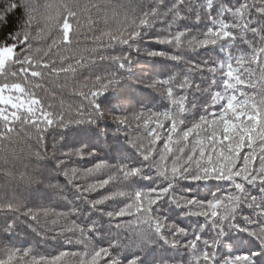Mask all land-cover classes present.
<instances>
[{"label":"snow or ice","instance_id":"snow-or-ice-1","mask_svg":"<svg viewBox=\"0 0 264 264\" xmlns=\"http://www.w3.org/2000/svg\"><path fill=\"white\" fill-rule=\"evenodd\" d=\"M85 25L92 47L73 48ZM160 60L167 79L137 75ZM133 124L147 143L121 146ZM25 159L32 172L17 176ZM0 175L76 203L34 211L0 194V264H264V0H0ZM41 216L63 220L51 239L77 250L15 247Z\"/></svg>","mask_w":264,"mask_h":264},{"label":"trees","instance_id":"trees-1","mask_svg":"<svg viewBox=\"0 0 264 264\" xmlns=\"http://www.w3.org/2000/svg\"><path fill=\"white\" fill-rule=\"evenodd\" d=\"M40 3H43V0H39ZM102 3L107 2V0H101ZM122 2V0H111V3L113 5ZM117 12L119 13L120 10L117 9ZM15 19V18H14ZM118 19H123V15H119ZM109 23L110 25L114 26V21L111 19V9H109ZM99 28H103V22H101L98 25ZM163 27V25L157 23L156 28L159 29ZM93 35L92 32L89 31L88 27L82 26L79 30V32L76 33V35L73 38V48H84V47H92V41L90 37ZM150 42L145 41L144 45L141 47L147 46ZM153 48H159V47H164L162 45H156L152 44ZM118 51V49H117ZM105 54H108L105 52ZM219 54V50L217 48V52L214 53V55ZM222 55V54H220ZM159 59V58H158ZM164 64H171L170 61H163L160 60V62L156 63L155 66L152 65H138L137 69L140 67H144L145 71L143 73H140L137 71V75H143L145 77H148L151 75L154 79H167L168 76L167 74L163 73V66ZM171 71L173 73H181V77L183 72L185 71L184 66H177L175 68H172ZM159 73V74H158ZM194 79L196 80L197 83L200 82V75L199 73H194L193 74ZM133 82H135V78H132ZM62 82V81H61ZM137 99H141L144 101L145 104H148L149 107H151L153 110L157 111H163L164 109L160 107L158 101H159V93L158 92H152L151 90H146V89H136L132 93ZM64 95L66 99H73L72 97L69 96L68 90L64 91ZM111 116L107 117L108 123H111ZM17 130H19V125H17ZM51 132V130H48ZM60 131H64L63 129H60ZM23 135V133H21ZM128 137L131 140H140L143 141L144 143H147L145 136H146V130L144 128L137 129L135 125L133 124L131 127L127 129V131H122L119 134V140L121 142V146L127 147V142L125 141V137ZM92 142H96L95 137L90 138ZM48 143L51 144L52 142V137L51 135L47 136ZM30 145H35L34 140H29L27 142ZM105 152L108 150L107 145L104 146ZM65 151H68L70 149H64ZM105 152H100L99 155L101 158H106L105 157ZM59 154V153H58ZM49 156H51V151L48 153ZM109 155H115V153H110ZM108 162L110 164L117 163L116 160L109 159ZM24 164H28V168L25 169ZM94 162L91 161L90 159H85V160H79L78 157L73 156L71 158V163L70 167L75 168L78 170H83L86 168H91L93 167ZM35 165V161L32 160L29 162L28 159H25L21 164H19L16 169L14 170L17 174L19 175L20 172L28 171L29 173L32 172L33 166ZM55 175V173H54ZM93 178H89L86 181H81V183H88L92 182ZM48 183V181H45V185ZM51 183H59L60 185L65 184L64 177L62 175L58 176L57 180L51 181ZM218 182H213V184H216ZM6 186V187H5ZM38 185L36 184H27L25 182H22L18 179L16 180H9V178L4 177L0 175V194H3L5 191L7 192L8 196H15L21 201H23L26 205L29 207H32L34 211H38L41 208H49L52 209L54 208L56 212H64L67 213L71 210V208L76 206V203L73 204H67L65 200H63L59 194L58 191L52 190V189H47L48 195L46 197H40L37 196L36 194V188ZM227 188V186H225ZM214 191L216 190L215 188L213 189ZM65 194L68 195L69 200H72L73 197L72 195L68 192L67 189H65ZM206 190L201 192V195H205ZM80 208H83V204H79ZM245 214H247V211H245ZM173 216L175 218V212H173ZM74 219H77L78 221L81 220V217H72ZM57 219L55 216H49L47 219L41 216L39 220V230L40 234H37V232H32L31 229L28 230H22L20 231L15 237H14V244L15 247L22 248V249H27V248H32L34 249V253L37 255H45L48 257H52L57 255L60 251H76L77 248L74 245H69L66 243L64 237H61L59 240H52L51 236L55 235L56 232L60 230L61 224L64 223L63 220H60L57 224H53L52 221ZM190 221H185V223H189ZM44 232L48 233V236L44 239L41 238L42 234ZM131 238V234H126L123 242L125 244L129 243V239ZM74 239V238H73ZM93 244H96V241H93ZM99 247L100 245H96ZM240 254V253H237ZM3 256V253H0V257Z\"/></svg>","mask_w":264,"mask_h":264}]
</instances>
